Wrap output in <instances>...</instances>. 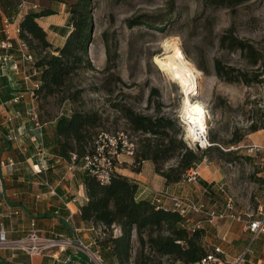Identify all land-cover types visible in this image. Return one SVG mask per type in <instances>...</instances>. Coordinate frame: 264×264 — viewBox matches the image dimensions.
Returning a JSON list of instances; mask_svg holds the SVG:
<instances>
[{"label":"rangeland","instance_id":"obj_1","mask_svg":"<svg viewBox=\"0 0 264 264\" xmlns=\"http://www.w3.org/2000/svg\"><path fill=\"white\" fill-rule=\"evenodd\" d=\"M27 1L44 8L50 7L52 0ZM54 1L61 3V0ZM92 1L94 22L88 44L92 68L76 77L71 91L74 94L80 90L81 99L78 103L62 101L61 97L40 100L38 109L42 121L80 108L95 109L103 116L102 133L109 138L122 136L129 143H137L138 138L116 106H127L138 114L155 117V106L148 105L152 98L154 104L163 106L161 114L175 122L178 135L189 146L192 139L187 135L183 119V90L155 60L172 55L171 45L176 42L185 58L200 70V91L191 99L208 109L210 144L211 138L219 139L223 146L219 149L226 154L222 156L219 149L212 148L202 163L221 168L225 176L223 183L232 199L242 205L245 200L254 205L259 191L264 188V160L263 154L255 156L257 153H253L256 148L250 145L255 140L250 141L249 137L264 132V75L260 77L263 81L258 83L229 84L218 77L215 65L218 60L253 75L263 70L257 71L258 67H253L241 51L224 48L221 38L232 31L236 38L253 45L258 57L264 58V0H251L234 12L231 8L210 7L205 0ZM57 20L65 23L63 14ZM254 123L263 128L250 133ZM234 130H238L239 135H247L239 146L228 144ZM118 152L123 154L122 145ZM123 156L126 155L120 157L117 166H122ZM162 191L157 189L155 195ZM114 234L117 236L116 230ZM213 245L217 244L213 242L211 247ZM138 248L136 243L132 264H172L166 258L153 255L148 260H136ZM97 256L101 257V253ZM102 263L106 264L104 259Z\"/></svg>","mask_w":264,"mask_h":264},{"label":"trees","instance_id":"obj_2","mask_svg":"<svg viewBox=\"0 0 264 264\" xmlns=\"http://www.w3.org/2000/svg\"><path fill=\"white\" fill-rule=\"evenodd\" d=\"M205 1L210 7L231 8L234 12L237 7L251 0ZM61 2L66 4L69 17L66 28L60 31L66 38L62 46H55L39 23L41 18L57 14L50 7L40 8V11L30 9L19 24L20 37L34 56L32 64L35 72L32 73L38 84L35 89L38 102L48 97H61L62 101L78 103L81 91L74 94L71 92L74 81L83 71L92 68L88 44L94 22L93 1ZM174 12L175 10L170 15ZM221 43L224 48L241 51L249 58L253 67H258L257 71L260 68L263 70L253 75L217 60L215 71L219 78L229 84L263 81L260 77L264 75V58L258 57L253 45L236 38L232 31L223 35ZM148 105L155 106V117L138 114L127 106H116L138 138L137 143H134V172L140 173L143 163L150 162L155 166V173L164 178L166 185L172 186L183 182L190 170L200 166L210 149L223 147L217 138H211L212 146L206 150L189 147L187 141L178 135L175 122L161 114L163 106L154 104L152 98ZM39 115L42 122L41 114ZM102 121V114L95 109L80 108L70 113H62L55 122L58 139L55 153L70 163L72 156L77 155L78 160L74 166L84 169L83 184L88 201L82 206V220L99 229L97 244L104 262L115 258L119 264H132L136 243L139 244L136 260H148L153 255L166 258L172 264H194L215 251V247L204 241L207 235L205 228L191 225L189 219L169 203H157L145 197L139 183L130 177L115 171L107 181H101L90 168L85 167V157L94 154L100 140ZM262 128L254 123L250 126V133ZM232 134L233 137L228 143L231 146H239L247 137L239 135L238 130H234ZM220 153L222 156L226 155L221 150ZM172 161L174 163L169 165ZM117 229H121V235L114 234ZM106 252L109 253L108 258L105 256ZM84 258L91 260L86 254Z\"/></svg>","mask_w":264,"mask_h":264},{"label":"crops","instance_id":"obj_3","mask_svg":"<svg viewBox=\"0 0 264 264\" xmlns=\"http://www.w3.org/2000/svg\"><path fill=\"white\" fill-rule=\"evenodd\" d=\"M23 1L29 3L27 0H0L4 13V16L0 15V30L4 27L3 17L11 20L12 29L20 27L25 14L21 6ZM50 2V8L57 14L43 17L39 23L48 33L50 41L55 46H62L66 38L60 31L66 28L69 18L66 4L54 0ZM29 4H38L42 8L39 3ZM61 14L65 18L64 24L57 20ZM16 63L19 64L17 69L9 66L0 78V160L6 164L2 168L6 190L0 196V229L3 227L8 232L10 240L22 242L35 224V229L44 239L62 236L74 243L65 250L53 246L35 255L23 248L0 247V264H97L92 259L86 260L85 253L77 245L82 242L97 255L101 251L97 244L99 229L82 220V206L88 201L83 184L84 169L75 167L55 153L58 140L55 122L62 113L40 121L42 127L35 124L34 113H39V104L31 94L33 84L37 83L36 78L33 79V64L23 61L19 53ZM9 135L17 136L19 143L8 140ZM254 135L249 139L255 140L256 144L250 146L259 147L253 153H257L255 156L263 154L264 160V132ZM40 147L48 154V170L43 173L37 170L42 160L38 154ZM133 162V157L123 156L120 162L123 164L116 167L117 172L139 183L145 197L154 199L155 191L163 189L194 201H204L208 210L224 214L213 224L206 214L190 216L191 225L206 229L204 241L207 245L215 242L217 245L214 247L222 246L229 259L247 252V264H264V233L255 235L249 225L264 219V188L259 191L254 205L247 200L242 205L234 199V212L231 213L227 210V197L230 195L223 183L225 176L220 167L202 163L197 182L183 180L168 186L164 178L155 173L152 163H143L141 172L137 173L132 170ZM10 164L11 169L8 167ZM116 234L121 235V229H117ZM105 256L108 258L107 252ZM117 262L114 258L107 260L106 264Z\"/></svg>","mask_w":264,"mask_h":264},{"label":"built area","instance_id":"obj_4","mask_svg":"<svg viewBox=\"0 0 264 264\" xmlns=\"http://www.w3.org/2000/svg\"><path fill=\"white\" fill-rule=\"evenodd\" d=\"M22 12L27 13L30 9L39 10L40 6L38 4H29L22 2ZM0 15L4 16L2 5L0 4ZM3 29L0 30V78L4 75L7 68L11 66L14 69L19 67V64L16 63V55L20 54L21 59L25 62L32 64L34 62V56L30 53L27 46L22 41L20 37L19 27L12 29V22L7 17H3ZM17 36L15 37V35ZM35 72V71H34ZM29 78V77H28ZM27 80H30L28 79ZM38 87L37 83H34L32 86L31 94L33 98L38 102V96L35 93V89ZM34 122L38 127H42L40 122V115L38 112L34 113ZM203 140L205 145L202 146L201 142H195L191 140L189 147L202 150L207 149L211 146L209 141L208 133L203 134ZM100 140L98 141L94 154L87 155L84 159L85 167L90 168L92 173L101 181H107L111 174L117 171V162H119L120 157L124 154L129 157H134L135 155V144L132 142H127L124 137L118 136L117 138H109L106 134L102 133L100 135ZM36 139V138H35ZM8 140L14 143H19L18 137L15 135H9ZM37 140V139H36ZM122 145L123 154L118 152L119 146ZM260 149L259 147H255ZM38 154L41 156V163L38 167V173H43L47 171V159L48 154L43 147L39 148ZM78 160L77 155L72 156V165ZM4 164L0 160V196L5 194V174L2 171V168H5ZM8 167L12 168V164ZM200 177V166H196L190 170L185 178V181L197 182ZM154 199L158 202L169 203L175 210L179 211L182 216L187 219L190 218L192 214L194 215H203L206 214L210 218L211 224L219 218H223L224 214H217L213 211L208 210L207 204L203 201H194L189 197L185 196H175L171 195L168 191L163 190L159 195H154ZM234 199L230 196L227 197V210L231 213L234 212ZM250 230L255 233V235L264 233V219L250 222ZM195 227H200L196 226ZM30 234L27 239L22 242H15L8 238V232L5 231L3 227L0 229V247L2 248H23L31 255L38 254L42 252L45 248H50L53 246H59L61 249L65 250L69 246H73V241L71 239H64L62 236L51 239H44L40 236V231L35 229V224L32 225ZM80 251L84 252L89 258L95 259L96 262L103 264V259L97 254L93 253L91 248L82 243L78 242ZM247 252L241 253L235 258L229 259L225 249L220 247H215V251L210 252L206 255L205 258L196 262L194 264H246L247 262Z\"/></svg>","mask_w":264,"mask_h":264},{"label":"bare ground","instance_id":"obj_5","mask_svg":"<svg viewBox=\"0 0 264 264\" xmlns=\"http://www.w3.org/2000/svg\"><path fill=\"white\" fill-rule=\"evenodd\" d=\"M170 47L169 45L167 48ZM173 54L168 57H156L155 60L162 70L171 75L181 86L184 94L183 119L187 127V135L195 142L205 145L203 134L208 133V109L198 101H193L192 96L199 94L198 70L188 59L176 42L171 45Z\"/></svg>","mask_w":264,"mask_h":264}]
</instances>
